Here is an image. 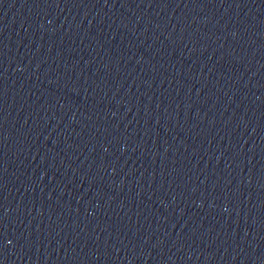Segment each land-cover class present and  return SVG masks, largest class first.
<instances>
[{
  "label": "water",
  "instance_id": "obj_1",
  "mask_svg": "<svg viewBox=\"0 0 264 264\" xmlns=\"http://www.w3.org/2000/svg\"><path fill=\"white\" fill-rule=\"evenodd\" d=\"M0 264H264V0H0Z\"/></svg>",
  "mask_w": 264,
  "mask_h": 264
}]
</instances>
